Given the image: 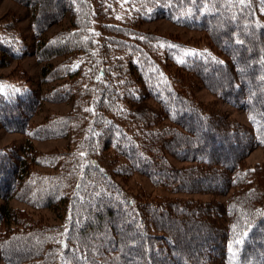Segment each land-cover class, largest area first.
<instances>
[{
  "label": "trees",
  "instance_id": "1",
  "mask_svg": "<svg viewBox=\"0 0 264 264\" xmlns=\"http://www.w3.org/2000/svg\"><path fill=\"white\" fill-rule=\"evenodd\" d=\"M14 1L33 10L37 37L68 15L72 21L38 45L40 62L64 57L43 70V82L56 83L51 91H10L0 75V125L30 140L71 143L50 153L31 141L21 149L0 148V198L66 217L57 242L52 226L0 204L5 263L264 264V164L245 162L264 143V0H128L124 22L105 25L120 55H103L102 43L90 61L93 82L103 86L94 105L92 91L70 81L80 72L78 55L94 45L86 31L94 16L89 0ZM160 19L204 33L212 51H192L141 28ZM156 49L214 96L246 111L251 124L180 92L181 81ZM23 54L15 38L0 33V68ZM41 97L72 102V109L34 125ZM147 99L155 111L141 109ZM124 100L127 109L119 105ZM135 173L177 193L224 195L227 202L133 198L118 178Z\"/></svg>",
  "mask_w": 264,
  "mask_h": 264
},
{
  "label": "rangeland",
  "instance_id": "2",
  "mask_svg": "<svg viewBox=\"0 0 264 264\" xmlns=\"http://www.w3.org/2000/svg\"><path fill=\"white\" fill-rule=\"evenodd\" d=\"M111 2V0H107ZM106 0H89L90 7L94 11V16L90 22V28L93 37V44L91 50L88 53H82L78 55L76 62L80 65V72L78 77L71 79L72 84H79L85 86L84 91H92L91 97L88 98L91 104L96 103L98 93L103 87L100 83L96 84L93 82L95 76L94 66L95 63H91L92 55L101 53V45L103 46V55H120L117 49H114V44L111 42L116 38L114 33H110L105 25H120L124 22V14L128 13L129 4L128 0H114V2L108 3ZM33 10L30 7L22 5L14 0H0V33H3L7 37H13L16 39L22 52L23 56L14 59L6 67L0 68V75L3 76L2 84L7 90L12 91L13 89H34L41 93V96L46 92L51 91V88L56 83H45L42 80V73L45 67L51 65L52 67L58 66L64 60V57L57 58L50 62H40L37 57V49L40 41H45L55 37L60 32L64 31L70 26L72 17L68 15L63 21L58 24L52 25L48 31L42 36L37 37L33 30ZM10 28V29H9ZM71 28V27H70ZM141 28L147 32L156 34L157 36L168 37L169 39L176 40L178 42L188 45L192 51L196 50H210V42L207 36L197 30L185 28L177 25L166 19L145 21L142 23ZM87 36V34L85 33ZM93 50V51H92ZM92 51L91 55H88ZM156 57L161 62L167 61L164 52L162 50L154 51ZM98 66L102 64L101 60H97ZM170 64V70L174 73V77L179 82L181 81L180 92H184L189 96L196 98L201 104L209 106L214 105L218 109H221L226 116H230L236 122L240 124L250 125V119L248 114L244 110L233 107L232 105L222 101L221 99L214 96L197 77L188 76V72L182 69H177L172 61H167ZM96 66V67H98ZM112 75V73H110ZM126 75V73H124ZM183 75H187L189 79L185 80ZM110 77V76H109ZM109 78L107 79V81ZM114 81L115 78L113 77ZM62 81L58 82L59 84ZM183 87V88H182ZM96 99L94 100L93 98ZM85 99V97H84ZM93 99V100H92ZM42 103L32 119V123L37 125L45 120L47 117L59 116L68 114L72 109V102H52L41 97ZM141 109L146 111H155L158 106L147 99ZM129 103V102H128ZM119 105L124 109L128 106L124 101L119 102ZM148 107V108H147ZM121 111V110H118ZM116 111L115 115H118ZM27 133L8 132L0 125V148L16 147L18 149L23 148L28 142L31 141L32 145L36 150L43 153H50L53 151H63L70 148L68 138L58 139H46V140H30ZM245 162L247 166H255L257 164H264V143L246 156ZM172 163L177 167L184 166L185 163H180L172 159ZM186 165V164H185ZM118 181L124 187L127 195H131L133 198L139 197L138 199L155 200L159 201L163 198L171 199H182V200H195L197 202H209L217 200L223 203L227 202V197L224 195L213 196L211 194L194 193L187 194L181 192H174L175 190L165 184L162 181H152L147 176L135 173L132 176L126 178H118ZM132 198V199H133ZM0 204H8L10 207L26 210L29 212L37 221L43 222L49 226H52L54 234L56 235V241L63 239V229L66 228L64 221H66L65 214L59 213L53 209H36L30 205H27L16 199L4 200L0 198ZM0 264H6L0 255Z\"/></svg>",
  "mask_w": 264,
  "mask_h": 264
}]
</instances>
